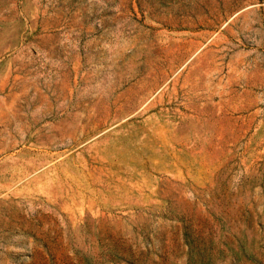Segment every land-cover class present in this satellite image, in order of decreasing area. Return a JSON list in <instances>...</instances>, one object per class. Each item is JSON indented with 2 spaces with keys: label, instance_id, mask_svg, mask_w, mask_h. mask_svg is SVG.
Here are the masks:
<instances>
[{
  "label": "rangeland",
  "instance_id": "1",
  "mask_svg": "<svg viewBox=\"0 0 264 264\" xmlns=\"http://www.w3.org/2000/svg\"><path fill=\"white\" fill-rule=\"evenodd\" d=\"M0 264H264V0H0Z\"/></svg>",
  "mask_w": 264,
  "mask_h": 264
},
{
  "label": "bare ground",
  "instance_id": "2",
  "mask_svg": "<svg viewBox=\"0 0 264 264\" xmlns=\"http://www.w3.org/2000/svg\"><path fill=\"white\" fill-rule=\"evenodd\" d=\"M219 229V228H218Z\"/></svg>",
  "mask_w": 264,
  "mask_h": 264
}]
</instances>
